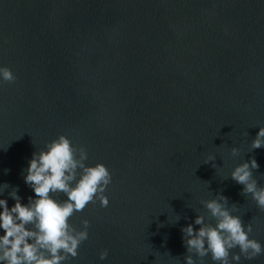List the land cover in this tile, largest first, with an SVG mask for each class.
I'll use <instances>...</instances> for the list:
<instances>
[{"label": "water", "instance_id": "1", "mask_svg": "<svg viewBox=\"0 0 264 264\" xmlns=\"http://www.w3.org/2000/svg\"><path fill=\"white\" fill-rule=\"evenodd\" d=\"M0 66L16 76L0 82L8 206L13 187L35 198L29 160L59 134L112 175L108 206L70 218L89 221L88 239L62 264H184L181 229H198L197 214L214 224L201 201L217 193L264 247V211L230 178L255 158L264 185V147L251 149L264 126V0H0Z\"/></svg>", "mask_w": 264, "mask_h": 264}, {"label": "clouds", "instance_id": "2", "mask_svg": "<svg viewBox=\"0 0 264 264\" xmlns=\"http://www.w3.org/2000/svg\"><path fill=\"white\" fill-rule=\"evenodd\" d=\"M14 73L6 66H0V82L12 83ZM264 147V126L259 127L251 140V149ZM233 155L238 154L236 147L231 148ZM87 151L83 146L76 147L67 136L59 134L45 142V148L33 152L29 160L25 184L32 188L35 198L28 197L26 204L21 203L15 187L9 192L14 200L8 206L0 198V264H62L69 258L78 256L82 242L88 239L89 221L82 219V228L70 223L76 212H82L89 203L99 200L101 207L108 206L104 195L112 181L109 169L100 162L88 165ZM209 155L205 163L214 161ZM216 165L213 163L212 165ZM259 165L255 158L238 163L231 171L230 178L242 185L241 194L255 201L257 208L264 211V185H260L253 175ZM7 171V170H5ZM8 188V184H3ZM64 194L66 199L54 198ZM208 210V216L215 223L206 222L205 216L197 214L194 224L182 227L183 243L187 254L184 264H196L194 256L201 261L209 256L216 264H232V261L254 259L264 254V247L250 237L252 223L245 224L241 216L232 214L228 198L217 193L215 198L201 201ZM180 216L177 215V220ZM238 249V251H233ZM108 250L99 252V258L105 259ZM231 255V259H229Z\"/></svg>", "mask_w": 264, "mask_h": 264}]
</instances>
